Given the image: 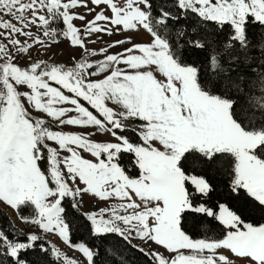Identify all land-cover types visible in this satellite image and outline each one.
<instances>
[{
  "label": "snow or ice",
  "instance_id": "snow-or-ice-1",
  "mask_svg": "<svg viewBox=\"0 0 264 264\" xmlns=\"http://www.w3.org/2000/svg\"><path fill=\"white\" fill-rule=\"evenodd\" d=\"M59 37L80 50L71 64L33 59ZM215 176L264 211V0H0V204L82 254L9 221L0 264H33L37 245L50 258L36 264H100L72 243L82 225L62 203L79 211L85 197L102 204L81 213L91 235L115 234L149 264H264V223L214 202Z\"/></svg>",
  "mask_w": 264,
  "mask_h": 264
},
{
  "label": "trees",
  "instance_id": "trees-1",
  "mask_svg": "<svg viewBox=\"0 0 264 264\" xmlns=\"http://www.w3.org/2000/svg\"><path fill=\"white\" fill-rule=\"evenodd\" d=\"M153 6L156 8V0H153ZM184 23V21H181ZM261 29L255 28L252 30L254 38H257L261 35ZM60 38V37H59ZM58 38V39H59ZM181 55L188 62L197 61L203 57L204 53L200 50H187L183 51ZM132 157L128 154H125L122 158V163L130 164ZM132 172V170H130ZM227 176H215L214 177V186L215 192L212 194V200L214 202L227 203L231 202L235 204L236 210L238 214L242 216V219H245V222L251 223H264V211L259 210L255 207L248 199L243 198L239 200H230V193L226 187L227 184ZM243 196V194H242ZM63 206L67 209V219L70 221H75V224L82 225L79 231L75 229V225H73L70 229V237L72 242L75 241H86L89 246H95L101 255L98 257L100 264H112V262L108 259L110 257V251L105 254L106 249H112L113 247H117L122 251V255L124 259L127 261V264H149L148 259L138 250L126 244L120 237L115 234H109L107 237L101 239L97 237H93L88 230L90 228L89 224L85 220V218L81 215L80 210H74L70 207L71 199L66 198L65 201L62 202ZM21 214H24L23 212ZM18 216V214H17ZM19 218V216H18ZM9 218L7 217L5 211L0 207V226H4L5 228L9 225ZM210 231L207 233L209 236H216L222 231L221 226L215 221H209ZM191 224V221H190ZM16 226V225H15ZM17 229H19L16 226ZM20 230V229H19ZM24 232V231H23ZM189 234L193 236V238H203L205 233L202 229L198 228H190ZM39 243H43L45 247H49L50 243L45 239L40 241ZM133 244V243H132ZM28 258L33 259V264H36V260L43 258L49 259L48 255H43L39 252V246L37 245V250L28 253ZM53 264H60L59 261H56L54 257L51 258Z\"/></svg>",
  "mask_w": 264,
  "mask_h": 264
},
{
  "label": "rangeland",
  "instance_id": "rangeland-1",
  "mask_svg": "<svg viewBox=\"0 0 264 264\" xmlns=\"http://www.w3.org/2000/svg\"><path fill=\"white\" fill-rule=\"evenodd\" d=\"M78 11H80L82 13H86V9H83V8L78 9ZM88 18L91 19L92 17L89 16ZM74 24H76L77 26H82V22L79 20H75ZM33 31L36 32L37 29L34 28ZM119 38L120 37L118 35H114L112 37L104 36L103 41L116 40ZM139 39L147 40L148 36L142 34L139 37ZM45 40H46V42H48L47 38H45ZM103 41L92 44L91 47L98 49L99 47L102 46ZM37 47H39V46H37ZM119 50L120 49L117 48V49H113L112 51H119ZM74 55L79 56L80 50L70 46L69 40L64 38V37H60L58 39V42H51V47L47 51H45L43 47H40L39 53H37V50L35 47L32 50L33 59H36V58L45 59V60H48L50 63L71 64L72 63L71 58ZM97 58H99V57H97ZM131 170H132V172H130L131 175L137 174L135 169H131ZM97 206H102V204H100V202L98 200H91L88 197H85L84 198V206L82 208H80L79 210L81 212H87L90 210H94ZM0 207L5 211L9 220L12 223H14L20 230H22L26 233L37 232L38 235L43 236L44 239L47 242H49L50 244H54L57 247H59L61 249V251L65 252L69 257L76 258V259H82V254L79 253L78 250H76L74 248H69V246L64 244L63 241L60 240L55 233H53V234L43 233L42 231H38L35 226L25 225L18 218L17 213L14 210H12L10 207L4 206L2 204H0ZM78 242H81V241H75L72 243L75 244ZM132 243L140 245L141 247H145V245L141 241H139L138 239H133ZM153 247H155V245H153ZM145 250H147V248Z\"/></svg>",
  "mask_w": 264,
  "mask_h": 264
}]
</instances>
